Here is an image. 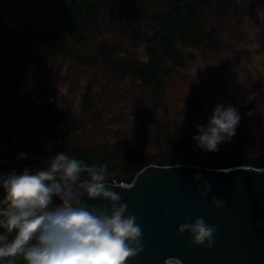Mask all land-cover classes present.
I'll return each mask as SVG.
<instances>
[{"label": "rangeland", "instance_id": "1", "mask_svg": "<svg viewBox=\"0 0 264 264\" xmlns=\"http://www.w3.org/2000/svg\"><path fill=\"white\" fill-rule=\"evenodd\" d=\"M55 1L61 0H0V35L13 41L23 38L28 43L27 53L44 51L38 38L57 21ZM237 2L236 11L232 9L224 17L216 15L211 21L212 25H218V49L207 42L186 47L185 64L170 76L158 118L160 123L172 124L173 128L181 124L198 135L196 125L206 124L217 104H231L239 110L241 119L230 142L218 147L236 155L237 150L232 148L234 142L240 134H246L249 155L262 156L264 5L261 0ZM104 20L88 32L90 48L85 50L72 42L75 54L93 50L100 41L117 40ZM121 41L128 50L142 51L127 39ZM21 68L16 90L7 89L0 77V147L24 148L28 153L37 147L48 129L70 125L71 122H53L48 117V109L53 106L67 111L69 119L75 120L77 131L73 141L83 148L101 149L119 138L128 140L132 147L143 146L147 151L156 147L157 131L147 114L151 104L135 84L122 81L109 86L101 67L81 65L72 56L39 59ZM91 84L103 101L99 102L98 95L90 107V102L88 106L84 103V95ZM58 85L66 89V94L58 95ZM101 85H105L104 96L99 91ZM19 93L25 94L24 98ZM253 95L254 99L247 101ZM19 99L21 108L8 106L9 102ZM212 154L203 151L201 157L212 158ZM118 172L125 173L122 169Z\"/></svg>", "mask_w": 264, "mask_h": 264}, {"label": "trees", "instance_id": "2", "mask_svg": "<svg viewBox=\"0 0 264 264\" xmlns=\"http://www.w3.org/2000/svg\"><path fill=\"white\" fill-rule=\"evenodd\" d=\"M261 3L264 5V0ZM237 4V0H61L54 3L57 21L38 38L44 51L31 50L27 53L28 43L23 38L13 41L11 37L0 35V77L4 79L7 89L16 90L15 85L22 74L21 65H30L44 58L72 56L81 65L101 67L109 86L125 81L142 90L151 104L147 114L157 131L156 147L152 151H147L143 146L132 147L125 138H119L104 148L91 150L74 143L73 135L77 131L75 120L69 119L67 111L53 106L48 109V117L53 122H71L70 125L48 129L37 147L28 153L24 148L7 150L0 147V171L45 169L51 159L60 153L83 161L90 167L107 165L106 183L115 181L129 184L142 168L152 163H188L218 168L235 165L264 167V155H249L246 134H240L234 142L232 148L237 150L236 155L221 147L213 152L212 158L205 159L201 157L203 151L193 140L197 134L181 124L173 128L172 124L160 123L158 118L167 82L185 64L186 47L207 42L218 49L220 44L216 35L219 29L211 21L216 15L224 17L232 9L236 11ZM102 19H105L108 30L115 32L117 40L100 41L93 50L75 54L72 42L80 44L85 50L90 48L88 32L98 28ZM121 39L139 45L142 51L126 49ZM90 86L84 95V103L88 106L90 102L91 107L98 95L99 102L103 98L94 91L92 84ZM100 88L104 96L105 85ZM19 94L24 98L25 94ZM8 106L21 108L23 104L19 99L9 102ZM21 154L28 158H21ZM119 169L125 173H119ZM82 177L89 178L87 172H83ZM5 195V191L0 190V209L6 207L3 203ZM58 204L52 202L50 207ZM3 219L0 216V220ZM0 235H6L7 240L11 241L16 233L9 234L4 227H0ZM10 260L13 264H27L22 256L2 258L0 264H9Z\"/></svg>", "mask_w": 264, "mask_h": 264}, {"label": "clouds", "instance_id": "3", "mask_svg": "<svg viewBox=\"0 0 264 264\" xmlns=\"http://www.w3.org/2000/svg\"><path fill=\"white\" fill-rule=\"evenodd\" d=\"M62 94H66V89L58 85V95ZM253 99L254 95L247 97V101ZM240 119L236 107L217 104L207 123L196 125L199 134L193 140L204 152L219 151L218 146L230 142L235 135ZM21 158L28 157L21 154ZM106 170L107 165L90 167L60 153L45 169L33 172L25 168L20 175L15 170L7 176L0 175V185L6 193V207L0 209V216L5 219L0 220V227L9 234L16 233L11 241L0 235V259L22 256L27 264H127L136 257L144 250L141 226L136 223V216L127 211L128 205L121 196L106 189ZM255 171L264 172V168ZM83 172L89 178H82ZM200 178L196 176L197 180ZM119 187L129 188L127 184ZM209 191L211 184L205 181L203 195ZM53 197L62 203L50 207ZM85 198H102L111 207L89 206ZM212 204L219 209L226 201L213 197ZM178 231L188 232L194 245L207 241L211 250L218 229L199 217L181 225ZM9 264L13 262L10 260Z\"/></svg>", "mask_w": 264, "mask_h": 264}, {"label": "water", "instance_id": "4", "mask_svg": "<svg viewBox=\"0 0 264 264\" xmlns=\"http://www.w3.org/2000/svg\"><path fill=\"white\" fill-rule=\"evenodd\" d=\"M257 168L264 167L152 163L135 175L128 189L119 187L123 183H107L106 189L121 196L142 229L144 250L127 264H264V172H256ZM13 170L0 171V175ZM23 170L15 171L20 175ZM205 181L211 184L206 196ZM0 190H4L2 185ZM213 197L226 205L217 209ZM53 202L62 203L57 197ZM85 203L111 207L102 198H85ZM199 217L218 229L211 250L207 241L194 245L188 232L178 231Z\"/></svg>", "mask_w": 264, "mask_h": 264}]
</instances>
